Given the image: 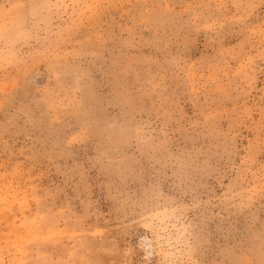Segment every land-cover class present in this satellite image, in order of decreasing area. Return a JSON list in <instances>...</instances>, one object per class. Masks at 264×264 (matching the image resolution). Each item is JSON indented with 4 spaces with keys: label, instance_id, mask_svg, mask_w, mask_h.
Segmentation results:
<instances>
[{
    "label": "rangeland",
    "instance_id": "rangeland-1",
    "mask_svg": "<svg viewBox=\"0 0 264 264\" xmlns=\"http://www.w3.org/2000/svg\"><path fill=\"white\" fill-rule=\"evenodd\" d=\"M0 264H264V0H0Z\"/></svg>",
    "mask_w": 264,
    "mask_h": 264
}]
</instances>
